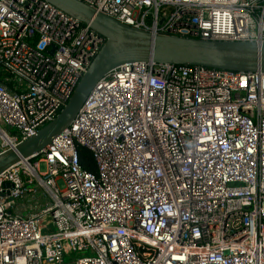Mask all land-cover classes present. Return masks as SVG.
I'll return each instance as SVG.
<instances>
[{"label": "built area", "instance_id": "1", "mask_svg": "<svg viewBox=\"0 0 264 264\" xmlns=\"http://www.w3.org/2000/svg\"><path fill=\"white\" fill-rule=\"evenodd\" d=\"M81 1L152 34L264 42V0ZM104 41L45 0H0V152L59 113ZM32 159L0 173V264H264L261 71L123 62ZM39 190L37 212L12 210Z\"/></svg>", "mask_w": 264, "mask_h": 264}, {"label": "water", "instance_id": "2", "mask_svg": "<svg viewBox=\"0 0 264 264\" xmlns=\"http://www.w3.org/2000/svg\"><path fill=\"white\" fill-rule=\"evenodd\" d=\"M45 1L81 23L89 25L105 41L59 113L34 136L0 152V173L24 161L29 164L32 157L71 124L95 83L123 62L151 61L173 66H203L264 73V42L258 44L254 41H210L152 34L100 13L81 0ZM6 186L9 187V184Z\"/></svg>", "mask_w": 264, "mask_h": 264}, {"label": "crops", "instance_id": "3", "mask_svg": "<svg viewBox=\"0 0 264 264\" xmlns=\"http://www.w3.org/2000/svg\"><path fill=\"white\" fill-rule=\"evenodd\" d=\"M48 201V197L41 192L36 194H25L21 198L15 200L12 204V210L24 215L37 212Z\"/></svg>", "mask_w": 264, "mask_h": 264}, {"label": "trees", "instance_id": "4", "mask_svg": "<svg viewBox=\"0 0 264 264\" xmlns=\"http://www.w3.org/2000/svg\"><path fill=\"white\" fill-rule=\"evenodd\" d=\"M31 161L33 162L34 159H32ZM79 161L83 168H85L88 171L95 172V165L87 149L85 148L79 149Z\"/></svg>", "mask_w": 264, "mask_h": 264}, {"label": "rangeland", "instance_id": "5", "mask_svg": "<svg viewBox=\"0 0 264 264\" xmlns=\"http://www.w3.org/2000/svg\"><path fill=\"white\" fill-rule=\"evenodd\" d=\"M30 163H33V162L30 161ZM20 166L22 167L21 164H20ZM39 170H40V171L44 170V166H43V164L39 166ZM57 185L59 186L60 189L63 188V182H62L61 179L57 180ZM39 192H41V190H39ZM43 220H44V221H47V220H48V217H45ZM79 255H80V253H78V252L75 253V256H79ZM67 262H68V258L66 257V258L64 259V263H67Z\"/></svg>", "mask_w": 264, "mask_h": 264}, {"label": "bare ground", "instance_id": "6", "mask_svg": "<svg viewBox=\"0 0 264 264\" xmlns=\"http://www.w3.org/2000/svg\"><path fill=\"white\" fill-rule=\"evenodd\" d=\"M23 166H25L26 168H29V164L27 162H22Z\"/></svg>", "mask_w": 264, "mask_h": 264}]
</instances>
